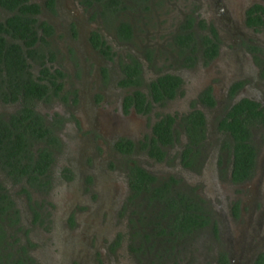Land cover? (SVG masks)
I'll use <instances>...</instances> for the list:
<instances>
[{
	"label": "flooded vegetation",
	"instance_id": "1",
	"mask_svg": "<svg viewBox=\"0 0 264 264\" xmlns=\"http://www.w3.org/2000/svg\"><path fill=\"white\" fill-rule=\"evenodd\" d=\"M28 1L35 3L37 6V11L33 14L35 20L31 23L36 38L30 45L29 53H24L26 64L23 65V68L20 70L21 72H16L17 77H20L16 80L18 83H22V81L25 82L29 78L34 84L31 90L26 89V93H22L17 99L4 100L1 95L6 94V77L3 79V83H0L2 86V89L0 88V149H2L0 153V181H2L4 188H7V191H4L5 194L10 195L15 201L18 215L21 214L20 207L16 203V197L13 195L12 190L8 187L11 179L6 175V121L10 113H16L17 109H21L18 118L23 121V124H29H22L18 129V131L22 132L21 139L24 149L21 152V156L27 153L26 150H31L32 157H34L33 166L36 163L41 164L43 162L36 153L37 149L41 148H45L49 152V156L51 157L49 166L52 164L57 151L64 145L62 132L68 130L71 125L72 131L78 130L82 132L79 136L80 138L77 140L79 142L78 145L82 148V154L87 151L91 152V147L102 151L111 148L113 152L111 150L108 152H111L112 156L115 157L116 155L117 158L125 159L124 172L127 190L125 202L134 206L135 208L133 207V209L135 211L141 208L135 205L137 200L130 202L127 199L129 195L128 165L132 163V160L157 177L173 175L178 179L182 187L193 188L198 198L203 199L208 204V208L211 209L210 214L216 225L217 236V233H219L217 218L220 216L217 208L218 205H215L212 199L210 200L206 197L205 193L200 192L198 187L187 177L189 176V172L196 173V171L201 170L203 162L209 156L214 159L216 155L215 160L218 165V175L224 176L229 185L244 188L246 185L249 186L251 181L256 177L257 167L264 161V147L258 150L259 145L257 142H259V139L255 137L256 132H258V135L260 133L264 134V124L256 121L254 124L248 125L250 142L254 147L251 173L244 178L234 179L231 175L232 153L229 144L231 136L227 131L218 127L219 120L226 115L229 106L241 97L252 99L258 104V107L264 110V43L257 41V37L253 35L258 30H264V0H235L234 2H231V0H210L212 4L218 6L217 11H214L215 17L221 15L218 12L221 8H226L225 2L232 6L234 3H238L235 17L238 23L247 31L244 33L233 31L230 33L232 36L230 38L222 36L214 22L199 16L196 12L193 14L186 13L187 9H184L180 5L175 6L174 9L180 14L175 15L176 21H174L173 28H168L165 31L162 40L159 41L157 46H144L142 54L145 53L154 58L161 53L163 54L162 56H167L169 60L171 58L173 60L177 59V64L171 60L173 62L171 66L177 65L178 68H189L194 65L203 64L209 69V78L200 86H196L189 96L186 97L184 95L186 102L184 107L179 109L177 113H158L148 124L147 130L144 131L146 132L145 134L142 132L140 137L132 138L116 133L108 139V142L105 139V143L101 141L100 134L95 129L85 132L88 129L86 125L87 106L92 105L94 108V105H96L99 113L106 112L110 113V115L114 114V111H116L115 114L118 116L127 112L147 115L155 105L166 104L179 93H183L181 89L182 81H180L174 87V92L171 96H168V89H160L163 97L154 100L152 87L150 86L151 80H154L157 75L164 72L176 74L182 79L180 74L174 70L175 67H172L173 70L162 69L160 72L154 73L152 77L146 78L143 65L141 67L139 63V71L135 76L139 75L140 77L137 79L133 77V64L130 63V66H125L123 63L129 62L130 58H127L126 61L116 58L120 46L128 43L136 33L132 19L124 15L130 9L139 11L148 10V6L159 3L160 0ZM163 1L166 3L168 0ZM4 11L0 8V19H2ZM8 13L6 11V15ZM188 16L192 18L190 29H193V31L190 32V38H186L182 43H179L175 34L176 32L183 31ZM122 20L129 24V39H123L120 36L118 25ZM200 20L204 22L202 26L200 25ZM249 21L253 22L248 23ZM252 32L254 33L252 34ZM204 34L209 39H206ZM4 35L8 37L6 33ZM228 44L231 46L230 49H228ZM24 47L22 46L23 50ZM187 54L192 56L191 59L186 57ZM235 54H242L247 59L246 70L230 71L223 68V65L220 63L221 57L223 55ZM113 56L115 63L111 64L109 61H112ZM101 58L104 59L103 62ZM90 71L92 78H88L84 84H79L77 79L88 75ZM210 79L214 82L217 81L223 87L221 92L215 91L213 83L209 82ZM249 85L257 86L258 90L256 94L252 95L245 91V88ZM109 86L121 90L117 102L113 98ZM135 91H139L142 94L139 95ZM83 92H85V96ZM109 92L108 99L107 95ZM206 92H209L211 96V104H207L203 100ZM54 101H57L55 108L53 106L49 109L45 107L47 103ZM76 104L77 106L75 107ZM60 105L66 106L67 109L65 110L64 106L62 108L59 107ZM195 109L201 112L204 119L203 136L195 143H191L187 129L185 128V125L188 124L185 117ZM166 114L172 116V121L170 122L171 142H157L159 148L163 151L162 158L157 159L155 156L149 155L147 149L149 148L152 136H154L152 125ZM95 138L98 143H94ZM124 138L130 139L132 142L129 152H123L116 147V142ZM253 138L256 140V143L253 142ZM208 140L212 143L211 151L208 149ZM224 142H227V145ZM171 147H177L174 157L178 167L184 170L183 175L174 172L157 174L133 158L134 152L142 151L147 158L155 162H163L164 164L171 154L169 153ZM187 148L189 149L187 150ZM21 159L24 162L27 161L25 156ZM98 159L101 160L100 158ZM40 176V173H35L32 185H28L26 179L22 177L21 182L25 183L28 193L21 191L18 186L17 188L20 193L28 198L31 192H39L42 189L39 184ZM237 197L233 191L227 194V199L232 198L230 207V214L232 215L240 213L242 211V204L246 202V198L242 197H239L240 199L236 201ZM242 199H244L243 202ZM27 207L31 210L30 214L32 215L33 209H37L36 204L33 202H30ZM261 209L263 208L261 207ZM19 218L21 219V215ZM2 224L6 233V229H10L11 226L6 224L5 218ZM245 227L247 226L245 225ZM249 228L247 227V230ZM249 230L251 231V228ZM210 232L211 236L215 239L211 240L212 254L204 256V258L208 259L207 264H264L263 246L259 245L258 247H254L249 253L238 255L236 253H241L242 249L234 247L230 241L228 246L223 245V247H218L216 236H214L211 230ZM145 242L149 244V241ZM166 244L162 242L163 246ZM156 245H160V243L158 242ZM240 247L242 248L243 246L240 245ZM219 250L224 251L225 255L223 257L219 256ZM153 252L154 249L152 250L151 258L154 257ZM198 257L195 254L194 262L197 261ZM160 261L156 258V262Z\"/></svg>",
	"mask_w": 264,
	"mask_h": 264
},
{
	"label": "rangeland",
	"instance_id": "2",
	"mask_svg": "<svg viewBox=\"0 0 264 264\" xmlns=\"http://www.w3.org/2000/svg\"><path fill=\"white\" fill-rule=\"evenodd\" d=\"M166 3L160 0L159 3L148 6V10H128L124 16L132 19L136 33L128 43L120 46L116 58L124 61L131 57L137 58L141 67L143 65L146 78L152 77L162 69L169 70L175 67L174 70L182 77L183 93H179L166 104L155 105L147 115L127 112L118 116L115 114L116 111L110 115L106 112L99 113L96 105L94 108L92 105L87 106L85 116L88 129L85 132L95 129L103 143L105 139L108 142L116 133L132 138L140 137L158 113H177L186 102L184 95L189 96L196 86H200L209 78V69L203 64L178 68L177 65L171 66L173 58L169 60L161 53L154 58L150 55L147 58L145 53L142 54L144 46H157L165 31L173 28L175 15L180 14L174 9L175 6L180 5L187 9L186 13L196 12L199 16L214 22L224 37H232L230 33L233 31L240 33L247 31L235 17L238 3L232 6L225 2L226 8H221L218 11L221 15L216 17L214 11H217L218 6L212 4L210 0H168ZM253 35L257 37V41L264 43V30H258ZM227 46L228 49L231 48L229 44ZM246 60L242 54L223 55L220 63L226 70H246ZM173 61L177 64V59ZM109 62L115 63L114 56ZM91 75L90 71L88 75L79 77L77 82L84 84L88 78H92ZM209 82L213 83L216 92L222 91L223 87L217 81L210 79ZM109 90L117 102L121 90L110 86ZM257 90V86L253 85L245 88V91L252 95L256 94ZM110 92L107 95L108 99ZM83 93L85 96V92ZM56 104L57 101H54L47 103L45 107L55 108ZM64 108L67 109L66 106ZM80 134L81 131H72L71 125L68 130L62 132L64 145L57 151L55 159L49 166L48 184L39 192L33 191L26 198L18 190V185L12 181L9 184L8 187L16 197L21 213L19 226L10 228L16 235L15 243L25 245L26 251L37 264H156V258L166 260L167 264H207L208 259L204 256L212 254L211 240L215 239L211 236L209 226L186 236L184 242L180 238L178 239L180 242L174 243L171 247L167 244L163 246L164 248L158 246V249L154 250V257L151 258L153 249L151 246L148 248V243L143 239L147 227L137 222V213L133 212L134 206L125 202L127 191L125 159L117 158L115 155L114 160L115 157L108 152L112 151L111 148L102 151L91 147L92 153L87 151L82 154V148L77 141ZM255 137L259 139L258 150L263 149L264 134L258 135L256 132ZM208 141V149L211 151L212 143ZM253 142L256 143V140ZM94 143H98L96 138ZM176 150L177 147H171L169 151L171 154L164 164L147 158L142 151L134 152L133 158L157 174L174 172L183 175L184 170L178 167L174 157ZM215 157L213 159L209 156L203 162L201 170L196 173L189 172L187 178L200 192L205 193L206 197L218 205L219 233L217 236L214 235L218 247L228 246L230 241L234 247L242 249L241 253H236L238 255L249 253L259 245L264 248V161L257 167V175L250 185L242 188L229 185L224 176L218 175ZM230 191L238 196L236 201L240 199L239 197L246 198V202L242 204V211L236 215L230 214L232 198L227 199ZM30 202L37 206L36 211L39 212L37 217L30 214L31 210L27 207ZM245 225L250 227L251 231L250 228L247 230ZM195 254L199 256L196 262Z\"/></svg>",
	"mask_w": 264,
	"mask_h": 264
},
{
	"label": "trees",
	"instance_id": "3",
	"mask_svg": "<svg viewBox=\"0 0 264 264\" xmlns=\"http://www.w3.org/2000/svg\"><path fill=\"white\" fill-rule=\"evenodd\" d=\"M0 8L5 10L2 19H0V83H3L5 77L7 82L6 94H2L1 97L4 100H13L22 93H26V89L31 90L34 84L29 78L25 82L18 83L16 79L20 77H17L16 72H21L23 65L26 64L24 53H29L30 45L36 38L31 23L35 20L33 14L37 11V6L28 0H0ZM6 11L9 12L7 15ZM186 21L183 31L175 34L179 43L190 38V32L193 31L190 29L192 18L188 16ZM252 22L249 21L248 23ZM203 23L200 20L201 26ZM118 30L123 39H129L130 28L126 21H120ZM5 33L8 37H5ZM204 37L209 39L206 34ZM22 46H25L24 50ZM145 56L149 57L148 54ZM186 57L191 59L192 56L187 54ZM123 63L125 66H130L132 63L133 77L139 79V75L135 76L139 71V61L131 57L129 62ZM2 71L5 73L2 74ZM180 81V77L173 73L164 72L157 75L150 82L153 99L157 100L163 97L160 89H168V96H171L174 87ZM0 88L2 89L1 85ZM135 93L142 94L139 91H135ZM203 100L207 104L212 103L209 92H206ZM20 110L17 109L16 113H10L6 121V175L20 187L21 191L28 193L25 183L21 182L22 177L26 179L28 185H32L35 173H40L39 184L42 188L46 186L49 181L47 171L51 157L45 148L37 149V156L43 162L33 166L34 157H32L31 150H26L27 153L21 156L24 149L21 139L22 132L18 131L23 124V121L18 118ZM185 118L188 122L185 128L190 138L189 141L195 143L203 136V116L199 110L195 109L189 112ZM16 121L18 122L16 123ZM171 121L172 116L166 114L152 125L154 136H152L147 149L149 155L155 156L157 159L162 158L163 151L157 142H171ZM256 121L264 124V110L258 107L255 101L247 97H241L232 103L227 109L226 115L219 120L218 127L227 131L231 136L229 143L232 153L231 175L234 179L244 178L251 173L254 147L250 142L248 125L254 124ZM224 144L227 145V142ZM116 147L123 152H129L132 142L130 139L124 138L116 142ZM1 152L2 149H0ZM24 156L27 159L25 162L21 159ZM1 168L3 169V167ZM127 175L129 191L127 199L130 202L137 200L135 205L141 207L137 211L133 209V212L137 213V222L147 227V232L143 233V239L149 241L148 246L150 245L152 249L156 250L158 246L163 247L162 242L171 247L174 243H179L178 239L180 238L184 242L186 236L195 234L205 226H209L212 233L216 234V225L210 214L211 209L208 208V204L203 199L198 198L193 188L182 187L173 175L157 177L146 171L134 160L128 165ZM5 190L7 191V188H4L2 181H0V264H37L26 251L25 245L15 243L16 235L9 228L6 229L5 233L2 224L4 218L6 224L11 227L19 226L20 221L15 201L10 195L5 194ZM32 216L37 217L38 211L33 209ZM158 242L160 245H156ZM218 254L221 257L225 255L223 250H219ZM156 264H167V262L162 259Z\"/></svg>",
	"mask_w": 264,
	"mask_h": 264
}]
</instances>
